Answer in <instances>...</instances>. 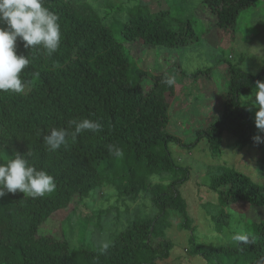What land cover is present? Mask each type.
Here are the masks:
<instances>
[{
  "label": "trees",
  "instance_id": "trees-1",
  "mask_svg": "<svg viewBox=\"0 0 264 264\" xmlns=\"http://www.w3.org/2000/svg\"><path fill=\"white\" fill-rule=\"evenodd\" d=\"M95 1L102 10L86 0H44L59 17L62 39L55 53L25 48L17 41V54L30 62L20 74L23 93L0 91V163L30 152L29 163L52 175L56 189L37 198L19 190L0 197V264H161L174 251L167 235L173 220L191 231L188 255L207 264H256L264 257V142L254 140L256 125L242 97L252 95L264 72L254 76L227 64L222 110L198 129L195 142L180 144L190 151L207 139L214 153L227 132L236 138L235 151L255 147L258 155L252 162L260 181L231 164L209 174L218 201L212 207L220 208L212 217L213 229L229 227L232 215L225 210L245 203L248 243L232 240L209 248L201 244L181 193L188 169L174 162L170 143L179 139L168 132L177 77H203L207 91L194 96L198 101L218 95L211 76L217 65L189 73L174 56L206 39L216 48L225 47L222 41L239 14L256 0H161L157 10L147 0H131L134 5L115 11L125 15L124 20L104 14L106 7L111 9L107 0ZM175 7H183L189 17L176 16ZM137 42L165 51L160 73L137 66L131 50ZM166 78L174 83L167 85ZM84 118L99 121L102 130L82 132L66 147L48 150L43 136L51 128H66L69 120ZM108 145L122 154H110ZM155 176L170 178L150 184ZM97 192L105 201L86 204ZM76 197L85 210L77 224L67 221L69 232L59 239L42 234L48 220ZM252 209L254 217L247 221Z\"/></svg>",
  "mask_w": 264,
  "mask_h": 264
},
{
  "label": "rangeland",
  "instance_id": "rangeland-1",
  "mask_svg": "<svg viewBox=\"0 0 264 264\" xmlns=\"http://www.w3.org/2000/svg\"><path fill=\"white\" fill-rule=\"evenodd\" d=\"M150 8L154 10L162 6L161 0H147ZM91 3L94 8L102 7L98 1L86 0ZM111 9H106L104 14L110 12L113 15L115 11L132 6L131 0H107ZM115 12V13H113ZM174 13L181 19H187L189 14L183 7H175ZM106 23L110 24L112 17L109 15ZM117 18L124 20L123 14H117ZM218 37V36H217ZM216 37V38H217ZM224 43H216L206 39L201 45H194L191 48L178 51L174 56L180 58L179 63L182 68L189 72L195 73L206 67L217 65L215 74H211L213 78V86L218 89V95L210 100L198 101L194 96L207 91L204 87L202 76L197 78L191 77L187 80H181L177 77L178 87L170 106V121L168 132L179 139V143H170V151L174 162L188 169L189 180L181 186V193L186 201L189 218L192 221V227L196 228V234L199 236L201 244L206 248L219 246L222 243H230L233 236L243 234L245 232L244 218L248 212V205L245 203H237L232 208L226 209L225 213L232 215L230 226L225 227L222 232L215 231L212 227V217L220 213V208L212 207L217 204V194L210 188L209 174L220 165H233L236 169L250 176L254 181H260L257 174V167L253 164L258 153L255 147H247L242 152L233 150L235 138L225 132L222 147L217 151H212L211 145L207 139H203L192 150H182L180 144H187L197 140L199 128L211 123L219 112L222 110V102H224L221 94L227 91V76L225 68L228 65L238 67L244 72L257 76L264 72V0H256L255 4L239 14L234 29H231L228 36L224 37ZM140 42L134 43L131 50L136 58V64L139 68L146 70L151 74L161 72L164 65L163 49L157 47L146 48ZM142 57V58H141ZM228 64V65H227ZM174 74V73H172ZM201 82V84H199ZM264 82V79L262 80ZM183 85L184 88L179 87ZM255 90V89H254ZM190 92L192 94H190ZM254 92V91H253ZM205 93V92H204ZM255 97L244 96L242 102L248 107L255 122V113L258 110L253 107ZM256 136L264 138V133L260 132L255 126ZM210 169V170H209ZM170 177L155 176L150 180V184H160L168 182ZM108 191V190H106ZM104 197L100 193H95L92 199H88L86 204L89 206H98L104 202ZM83 202L76 197L70 206L53 215L43 226L41 233L56 238H61L63 232H69L66 228V222L77 224L80 215H85L82 208ZM212 207V208H211ZM95 208V207H94ZM93 208V209H94ZM254 209L250 210L246 220L254 217ZM172 227L167 231L168 237L174 242V251L171 259L161 264H207L198 257H192L186 253L189 249L190 230L180 227V221L173 220ZM234 234V235H233ZM187 248V249H186Z\"/></svg>",
  "mask_w": 264,
  "mask_h": 264
},
{
  "label": "clouds",
  "instance_id": "clouds-1",
  "mask_svg": "<svg viewBox=\"0 0 264 264\" xmlns=\"http://www.w3.org/2000/svg\"><path fill=\"white\" fill-rule=\"evenodd\" d=\"M58 21V15L44 6V0H0V91L21 94L25 89L20 74L30 61L28 57L17 54L18 39L25 48L43 49L51 55L58 50L62 39ZM165 83L171 86L174 79L166 78ZM252 95L255 97L253 107L258 109L255 125L264 133V82L256 81ZM100 130L102 124L99 121L72 119L66 128H51L50 134L43 136V142L49 151L55 152L62 146L66 147L69 139L76 141L82 132ZM254 140L256 143L264 142L261 136L254 137ZM233 146L235 150V144ZM108 150L110 154H122L113 145H108ZM30 155V152L26 155L16 153L6 163H0V197L17 190L33 198L55 191L54 177L30 164L27 158ZM232 238L248 243V237L243 234H236ZM256 264H264V257L258 259Z\"/></svg>",
  "mask_w": 264,
  "mask_h": 264
}]
</instances>
